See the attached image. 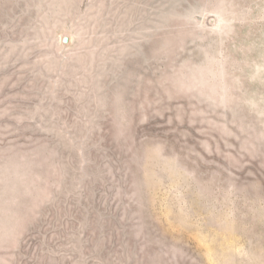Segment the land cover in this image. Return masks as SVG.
<instances>
[{
    "label": "rangeland",
    "instance_id": "1",
    "mask_svg": "<svg viewBox=\"0 0 264 264\" xmlns=\"http://www.w3.org/2000/svg\"><path fill=\"white\" fill-rule=\"evenodd\" d=\"M0 264H264V0H0Z\"/></svg>",
    "mask_w": 264,
    "mask_h": 264
},
{
    "label": "water",
    "instance_id": "2",
    "mask_svg": "<svg viewBox=\"0 0 264 264\" xmlns=\"http://www.w3.org/2000/svg\"><path fill=\"white\" fill-rule=\"evenodd\" d=\"M64 42H68V37L67 36L64 37Z\"/></svg>",
    "mask_w": 264,
    "mask_h": 264
}]
</instances>
